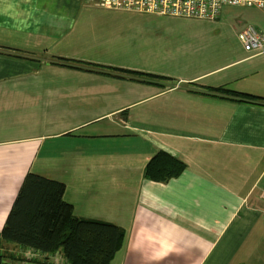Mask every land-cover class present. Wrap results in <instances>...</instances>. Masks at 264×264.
I'll return each instance as SVG.
<instances>
[{
    "label": "crops",
    "instance_id": "0c3cea01",
    "mask_svg": "<svg viewBox=\"0 0 264 264\" xmlns=\"http://www.w3.org/2000/svg\"><path fill=\"white\" fill-rule=\"evenodd\" d=\"M224 24L0 0V45L24 51L0 50V230L31 172L63 182L75 216L123 229L109 264H264V104L208 90L264 97V50ZM157 150L184 170L147 178Z\"/></svg>",
    "mask_w": 264,
    "mask_h": 264
},
{
    "label": "trees",
    "instance_id": "16d2710c",
    "mask_svg": "<svg viewBox=\"0 0 264 264\" xmlns=\"http://www.w3.org/2000/svg\"><path fill=\"white\" fill-rule=\"evenodd\" d=\"M4 49L24 52L0 45V50ZM208 90L237 97L239 101L264 104V97L259 95L219 87ZM184 168L179 158L157 150L147 161L144 175L165 182ZM64 189L61 181L26 173L0 230V264H10L16 258L3 250L6 242L42 254L45 262L60 252L66 264L110 263L123 242V229L111 222L75 216L72 205L63 199Z\"/></svg>",
    "mask_w": 264,
    "mask_h": 264
},
{
    "label": "built area",
    "instance_id": "2783aa9c",
    "mask_svg": "<svg viewBox=\"0 0 264 264\" xmlns=\"http://www.w3.org/2000/svg\"><path fill=\"white\" fill-rule=\"evenodd\" d=\"M106 8L129 9L152 12L159 15L193 17L203 20H215L223 6H256L264 10V0H92ZM246 50L260 52L264 50V34L251 26L239 33Z\"/></svg>",
    "mask_w": 264,
    "mask_h": 264
},
{
    "label": "rangeland",
    "instance_id": "374dc122",
    "mask_svg": "<svg viewBox=\"0 0 264 264\" xmlns=\"http://www.w3.org/2000/svg\"><path fill=\"white\" fill-rule=\"evenodd\" d=\"M219 17L225 23L224 32L228 29L240 33L251 26L264 34V10L256 6H223Z\"/></svg>",
    "mask_w": 264,
    "mask_h": 264
}]
</instances>
